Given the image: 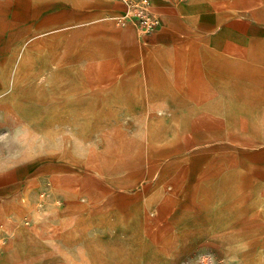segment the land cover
Returning a JSON list of instances; mask_svg holds the SVG:
<instances>
[{"label": "rangeland", "instance_id": "rangeland-1", "mask_svg": "<svg viewBox=\"0 0 264 264\" xmlns=\"http://www.w3.org/2000/svg\"><path fill=\"white\" fill-rule=\"evenodd\" d=\"M147 1L0 0V264H264V0Z\"/></svg>", "mask_w": 264, "mask_h": 264}, {"label": "crops", "instance_id": "crops-1", "mask_svg": "<svg viewBox=\"0 0 264 264\" xmlns=\"http://www.w3.org/2000/svg\"><path fill=\"white\" fill-rule=\"evenodd\" d=\"M163 9H164L165 13L169 16V18H172L173 8L171 10L170 4H167L165 7L162 8V10ZM154 10H155V8H154ZM176 10H178V12H181L183 14H189L192 19H197L198 18L199 22H200L199 24H201V25L207 24L206 20H203V18L204 19H208L209 15L207 14L206 10L202 6H200L198 4L197 0H193L192 2H190V4H186V3L185 4H181V5H179V8H176ZM155 11H157L158 13L157 12L156 13L159 14L158 10H155ZM159 15L163 16L162 13L159 14ZM53 17L54 16H50V17L44 18L41 25H45L47 23H49V24L53 23L54 26L52 28L57 29V26L60 23H59V21L56 20V18H53ZM34 31H36V32L34 33L33 37L38 36V35H42V38H40V40H38L40 43L46 42L50 38H54V37H57V36L61 35V33H59V32L51 33V28H46L45 29V28L37 27V30H34ZM232 31L237 33V35L238 34L239 35L242 34V31L240 29L232 28ZM220 36L221 37H218V39L220 41H222L223 40V36L222 35H220ZM252 46H254V45L252 44ZM258 79H261V78H258ZM11 189H12V186L7 184L6 181L4 183V179L0 175V211L2 209V206H3L4 202H5V200L10 198V196L7 198V195H10ZM12 242L15 243V241H13V240H12Z\"/></svg>", "mask_w": 264, "mask_h": 264}, {"label": "built area", "instance_id": "built-area-1", "mask_svg": "<svg viewBox=\"0 0 264 264\" xmlns=\"http://www.w3.org/2000/svg\"><path fill=\"white\" fill-rule=\"evenodd\" d=\"M124 2L130 7L136 6L137 9L134 13H132V15L136 19V23L138 24L139 28H141V30H143L144 32H152L153 30L159 28V26L162 24L160 16L150 10L149 3L147 0H141L138 2L124 0ZM142 3H144L143 6L140 5Z\"/></svg>", "mask_w": 264, "mask_h": 264}]
</instances>
